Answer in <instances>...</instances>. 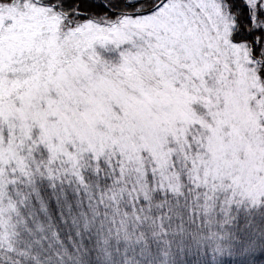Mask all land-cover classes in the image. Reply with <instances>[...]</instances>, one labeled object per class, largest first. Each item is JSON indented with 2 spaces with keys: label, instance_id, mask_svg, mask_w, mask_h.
<instances>
[{
  "label": "snow or ice",
  "instance_id": "obj_1",
  "mask_svg": "<svg viewBox=\"0 0 264 264\" xmlns=\"http://www.w3.org/2000/svg\"><path fill=\"white\" fill-rule=\"evenodd\" d=\"M0 264H264V0H0Z\"/></svg>",
  "mask_w": 264,
  "mask_h": 264
}]
</instances>
